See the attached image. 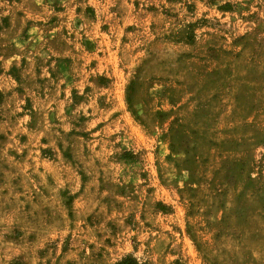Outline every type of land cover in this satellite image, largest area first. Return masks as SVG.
Returning <instances> with one entry per match:
<instances>
[{
	"label": "rangeland",
	"instance_id": "1",
	"mask_svg": "<svg viewBox=\"0 0 264 264\" xmlns=\"http://www.w3.org/2000/svg\"><path fill=\"white\" fill-rule=\"evenodd\" d=\"M264 264V0H0V264Z\"/></svg>",
	"mask_w": 264,
	"mask_h": 264
},
{
	"label": "trees",
	"instance_id": "2",
	"mask_svg": "<svg viewBox=\"0 0 264 264\" xmlns=\"http://www.w3.org/2000/svg\"><path fill=\"white\" fill-rule=\"evenodd\" d=\"M117 264H137V263L131 257H125L121 261H119Z\"/></svg>",
	"mask_w": 264,
	"mask_h": 264
}]
</instances>
